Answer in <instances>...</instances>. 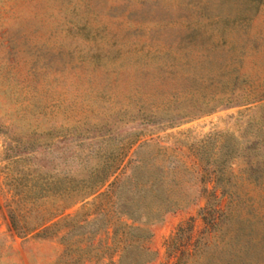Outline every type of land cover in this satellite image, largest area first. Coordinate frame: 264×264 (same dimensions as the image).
<instances>
[{
    "label": "rangeland",
    "instance_id": "1",
    "mask_svg": "<svg viewBox=\"0 0 264 264\" xmlns=\"http://www.w3.org/2000/svg\"><path fill=\"white\" fill-rule=\"evenodd\" d=\"M214 135L239 148L236 200L218 208L233 235L245 221L238 244L202 213L213 183L193 150ZM172 149L193 201L148 226L145 264H264V0H0V264H64L61 236L11 227V188L103 162L122 179L137 155L171 166Z\"/></svg>",
    "mask_w": 264,
    "mask_h": 264
},
{
    "label": "trees",
    "instance_id": "2",
    "mask_svg": "<svg viewBox=\"0 0 264 264\" xmlns=\"http://www.w3.org/2000/svg\"><path fill=\"white\" fill-rule=\"evenodd\" d=\"M232 97L224 96L220 101ZM149 144L140 146L145 148ZM168 150L159 146L155 156H162ZM239 155L238 144L230 135L209 136L193 150L194 158L208 169L204 172L213 183L207 207L202 210L205 217H210L208 228L215 229L224 223L225 239L235 244L241 242L239 229L245 221H240L241 226L233 235L230 228L233 209L218 208L225 199L236 200L238 176L232 166ZM171 156L174 163L165 166L163 159L152 163L151 159L137 155L129 174L113 181L118 168L103 162L86 179L44 177L41 184L27 183L22 193L16 192L14 186L7 204L11 227L23 238L61 236L65 246L64 264L101 260L108 252L118 254L119 264L150 262L154 254L147 246L152 236L148 226L193 201L189 190L194 174L184 161L186 156L177 149H172ZM106 187L109 188L104 191ZM79 204L80 209L69 212ZM23 222L27 226L21 225ZM102 231L108 237L97 242Z\"/></svg>",
    "mask_w": 264,
    "mask_h": 264
}]
</instances>
